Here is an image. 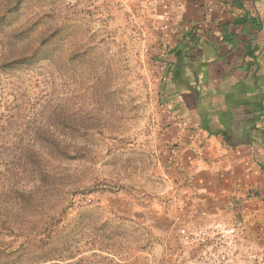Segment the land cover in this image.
Masks as SVG:
<instances>
[{"label":"rangeland","instance_id":"374dc122","mask_svg":"<svg viewBox=\"0 0 264 264\" xmlns=\"http://www.w3.org/2000/svg\"><path fill=\"white\" fill-rule=\"evenodd\" d=\"M160 8L22 0L0 26V62L18 48L11 29L53 35L46 59L0 70V264H211L180 241L217 224L190 226L176 204L190 150L159 92ZM38 129L76 156L53 157ZM223 233L229 264H264L262 245Z\"/></svg>","mask_w":264,"mask_h":264},{"label":"crops","instance_id":"0c3cea01","mask_svg":"<svg viewBox=\"0 0 264 264\" xmlns=\"http://www.w3.org/2000/svg\"><path fill=\"white\" fill-rule=\"evenodd\" d=\"M161 98L187 147L188 225L264 247V0H151Z\"/></svg>","mask_w":264,"mask_h":264},{"label":"trees","instance_id":"16d2710c","mask_svg":"<svg viewBox=\"0 0 264 264\" xmlns=\"http://www.w3.org/2000/svg\"><path fill=\"white\" fill-rule=\"evenodd\" d=\"M22 0H0V26L7 23L11 18L18 13L21 8ZM33 24L27 23L18 28H13L9 32L8 40L18 44L17 50H9L8 54L4 55L0 62V70H16L18 68L32 66L46 59L50 52V47L53 35L35 36ZM45 145V149L49 148L52 151L53 157L63 159H73L76 156V151L70 152L68 147L64 146L59 140L60 132L52 129H38L34 133ZM40 149V147H39ZM31 151L25 149V159L37 157L41 160L43 149Z\"/></svg>","mask_w":264,"mask_h":264},{"label":"built area","instance_id":"2783aa9c","mask_svg":"<svg viewBox=\"0 0 264 264\" xmlns=\"http://www.w3.org/2000/svg\"><path fill=\"white\" fill-rule=\"evenodd\" d=\"M180 222L179 218L176 219ZM211 228L182 229L180 241L191 248H196L200 257L211 264H229L228 254L225 246V235L223 232H234L231 228L226 231L219 229V225Z\"/></svg>","mask_w":264,"mask_h":264}]
</instances>
